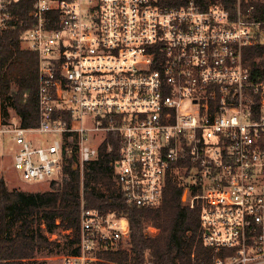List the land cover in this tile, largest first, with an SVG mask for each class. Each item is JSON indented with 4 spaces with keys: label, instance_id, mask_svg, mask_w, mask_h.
Masks as SVG:
<instances>
[{
    "label": "built area",
    "instance_id": "1",
    "mask_svg": "<svg viewBox=\"0 0 264 264\" xmlns=\"http://www.w3.org/2000/svg\"><path fill=\"white\" fill-rule=\"evenodd\" d=\"M251 1L264 3L235 0L231 12L221 0H0V31L21 29L38 59L37 127L0 116L10 170L50 185L104 143L110 152L111 136L127 204L159 207L171 179L199 209L208 264H264V80L242 58L264 43V16L252 17ZM77 237L62 264H117L108 256L128 246L129 224L81 204Z\"/></svg>",
    "mask_w": 264,
    "mask_h": 264
},
{
    "label": "trees",
    "instance_id": "2",
    "mask_svg": "<svg viewBox=\"0 0 264 264\" xmlns=\"http://www.w3.org/2000/svg\"><path fill=\"white\" fill-rule=\"evenodd\" d=\"M186 0H178L181 5ZM199 4L203 0H194ZM235 12V0H221ZM254 19L264 16V3L251 1ZM249 5H243V11ZM21 29L0 31V116L8 118L11 110L21 127L38 125L37 84L38 59L33 51L21 47ZM242 58L252 77L264 80V43L244 48ZM97 160L82 171L72 165L64 167V177L50 184L48 190L24 193L8 189L0 179V264H38L37 254L59 248L51 240L58 230L71 232L64 247L67 254L75 252L78 241L79 214L84 208L112 211L129 224L128 246L108 259L117 264H193L209 263V250L201 241L199 209H189L182 201L184 187L168 179L162 202L154 209L138 208L126 203L115 187L112 168L118 158V145L111 136ZM70 162H74V156ZM13 223L17 230L12 233ZM151 227L154 236L146 232Z\"/></svg>",
    "mask_w": 264,
    "mask_h": 264
},
{
    "label": "rangeland",
    "instance_id": "3",
    "mask_svg": "<svg viewBox=\"0 0 264 264\" xmlns=\"http://www.w3.org/2000/svg\"><path fill=\"white\" fill-rule=\"evenodd\" d=\"M8 118H3L1 124L6 123L9 119L15 117L11 110H8ZM38 138L43 139L48 136L38 135ZM14 149V146L9 140V137L6 135H0V179L4 181V184L8 189H17L24 193H38L44 192L49 189L50 185H30L20 181L15 173L10 170L11 154ZM59 182V181H58ZM184 194L182 195V200H184ZM17 230V224L13 223L14 233ZM158 231L156 232V234ZM71 236V235H70ZM69 234L58 230L52 237V239L58 241L59 248L52 250H43L37 254V263L38 264H62V259L66 255L64 247L66 246L68 239H70Z\"/></svg>",
    "mask_w": 264,
    "mask_h": 264
}]
</instances>
